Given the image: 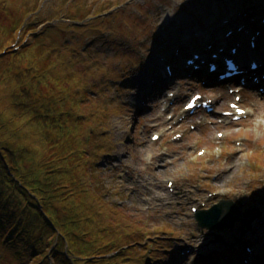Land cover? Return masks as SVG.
Here are the masks:
<instances>
[{"label": "rangeland", "instance_id": "rangeland-1", "mask_svg": "<svg viewBox=\"0 0 264 264\" xmlns=\"http://www.w3.org/2000/svg\"><path fill=\"white\" fill-rule=\"evenodd\" d=\"M168 1L173 2L171 7ZM227 1L235 0H0V26L10 28L22 18L25 21L32 18V25L20 31L22 38L32 41V33L36 32L35 36L50 40V47L60 44L62 57L71 64V69L65 66L70 73L68 77L85 82L81 90L78 87L66 90L76 95L77 116L86 114L89 118L84 126L87 127V140L92 135L89 128L99 123L92 118L95 112L101 121L103 115H107L110 134L97 138V145L90 147L97 155L95 161L99 166L97 172L102 175L101 188L107 193L105 200L112 202L123 217L121 227L119 221L105 217L96 225L101 232L95 238L103 244H113L106 257H115L112 264H155L148 257H157L162 264H208L207 261L216 260L230 244L237 243L241 245L237 250L228 249L234 264L246 261L244 254L248 253L246 249L250 245L256 252L251 257L252 264H264L262 250L256 249L264 240V218L251 222L261 209L246 210L255 204L254 193L264 198V189H261L264 187V96L252 95L253 91L260 92L258 88L241 91V105L249 115L238 123L202 112L185 113L186 119L174 124L182 115L184 103L197 91L215 100L216 111L231 109L229 102L235 100L228 87L234 88L235 84L221 81L204 84L208 77L217 79L214 74L206 75V67L194 75H182V67L193 57V51L211 58L213 51L202 44L186 53L181 49L180 52L184 51L181 62L177 61L181 56L179 50H170L171 56L164 57L159 72L150 67L153 40L170 36L175 31L189 36L179 29V19L187 21L195 16V23L196 9ZM243 1L246 0H239ZM27 14L30 15L26 17ZM216 17L217 14L210 13L207 21L194 25L192 33L198 35L197 29H206ZM190 42L197 40L192 38ZM167 65H173L175 76L170 81L160 82L162 87L154 88L158 79L163 78L158 73L167 74ZM140 74L141 78L136 77ZM189 79L192 82L189 83ZM150 89L152 92L148 96ZM139 91L149 99L143 100ZM170 93L175 96L169 97ZM150 100L155 101L156 107ZM168 115L174 118L168 120ZM218 131L225 133V137H218ZM154 133L161 136L160 140H152ZM176 133H183V138L174 140ZM105 141L110 142L106 147L110 151L108 155L103 154V149L99 150ZM200 149L208 150L202 158L198 156ZM199 177H203L204 182ZM169 179L175 182L172 186L175 192H186L188 198L168 190ZM198 181L204 188L201 192H195L192 187ZM257 189L260 192L254 191ZM209 192H218V195L208 198ZM234 196L246 224L238 222L228 235L197 226L192 207L203 208L202 203L208 207L219 198ZM178 201L187 202L184 207H178ZM135 232L140 236L135 238ZM208 232L219 234L220 242L198 251V246L207 243L213 235L205 234ZM187 246H193L197 253L183 255L181 251L187 250ZM52 259L44 254L37 260L30 259L29 264H45V260L52 263ZM0 264L22 262L0 246Z\"/></svg>", "mask_w": 264, "mask_h": 264}, {"label": "trees", "instance_id": "trees-1", "mask_svg": "<svg viewBox=\"0 0 264 264\" xmlns=\"http://www.w3.org/2000/svg\"><path fill=\"white\" fill-rule=\"evenodd\" d=\"M32 22L0 26V246L22 264L44 254L53 257L45 264H112L113 244L95 238L96 225L105 217L121 227L123 217L105 200L90 147L110 134L107 115L101 121L95 112L99 123L87 140L89 118L77 116L76 95L66 90L85 82L68 77L60 44L50 47L36 32L32 41L22 38ZM109 144L97 147L108 155Z\"/></svg>", "mask_w": 264, "mask_h": 264}, {"label": "bare ground", "instance_id": "bare-ground-1", "mask_svg": "<svg viewBox=\"0 0 264 264\" xmlns=\"http://www.w3.org/2000/svg\"><path fill=\"white\" fill-rule=\"evenodd\" d=\"M263 0H246L243 2H237V1H227L225 3H217L211 5L210 7L207 5V7L202 8V10L196 9L195 15L197 21H195V16L191 18V20H187L185 18L179 19L181 22L178 26L180 30H185V33H188L186 35H181L180 31L170 34V38L172 41H167L164 46L168 47L171 44L172 52L174 49L181 51L183 49L184 53L189 52L193 49L198 48L200 44H202V47L205 46L207 43H213V45H220L225 47V51L223 54H228L226 52L229 50V44H240L239 50L241 52L242 59H246L250 56H252L255 60H258L259 62L263 63L264 65V22H261V17L264 16V3ZM261 2V3H260ZM172 1H168V7H171ZM222 10V11H221ZM210 13L217 14L216 19L210 23V25L205 28H198V35L193 34V30H195L194 25L198 23H203L207 21V19L210 17ZM181 15V13H180ZM223 15V16H222ZM172 16V15H171ZM222 16V17H221ZM242 27L241 30H237L236 28ZM229 29L233 30V34H230V36H226L222 34L223 31H228ZM255 31H260L261 34L257 36L255 34ZM255 35L256 41L259 43L257 47L254 49H249L248 47V41H250L251 37ZM194 38L197 40V42H190V40ZM194 41V40H193ZM230 45V46H231ZM158 47H156V50ZM207 50H205L206 52ZM171 52V53H172ZM181 53V56L177 61L181 62V59L184 57ZM171 53L168 52V54L171 56ZM179 55V53H175ZM175 60V59H174ZM176 62V60H175ZM178 62V63H179ZM261 66L264 68V66ZM161 64H157L155 67V71H160ZM259 67V71H252L249 70V73L255 72L256 74L262 73L264 69ZM182 69H185L182 67ZM246 69V67H245ZM159 76H162L163 78H159L157 81L156 86L154 88H160L162 85H160V82H167L170 81L173 77L170 76H164L162 72L158 73ZM157 75V76H158ZM251 75V74H250ZM244 76H249L247 72L244 74ZM139 78V77H138ZM154 80V79H153ZM253 87H259L257 83L252 82ZM152 92V90H148V96ZM143 100H148L149 98L145 95L142 96ZM151 103H154V106L156 107L157 104H155V101H151ZM142 106V105H141ZM144 107V106H142ZM146 107V106H145ZM264 230V227H263ZM261 231V230H260ZM258 236V235H257ZM256 249L262 250V255L264 256V240L259 243V245H256ZM245 259H248L249 262L247 264H252L251 257L254 255L250 253H246ZM257 258V257H256ZM256 262V259H255ZM219 264H227V262H220ZM239 264V263H238ZM242 264H246L245 262Z\"/></svg>", "mask_w": 264, "mask_h": 264}, {"label": "water", "instance_id": "water-1", "mask_svg": "<svg viewBox=\"0 0 264 264\" xmlns=\"http://www.w3.org/2000/svg\"><path fill=\"white\" fill-rule=\"evenodd\" d=\"M238 210L235 202L226 200L215 204L210 209L200 211L196 216L200 226L222 230L242 219Z\"/></svg>", "mask_w": 264, "mask_h": 264}, {"label": "flooded vegetation", "instance_id": "flooded-vegetation-1", "mask_svg": "<svg viewBox=\"0 0 264 264\" xmlns=\"http://www.w3.org/2000/svg\"><path fill=\"white\" fill-rule=\"evenodd\" d=\"M178 204H179V205L182 204L181 201H179Z\"/></svg>", "mask_w": 264, "mask_h": 264}, {"label": "snow or ice", "instance_id": "snow-or-ice-1", "mask_svg": "<svg viewBox=\"0 0 264 264\" xmlns=\"http://www.w3.org/2000/svg\"><path fill=\"white\" fill-rule=\"evenodd\" d=\"M190 106H191V105H190ZM233 107H235V105H234Z\"/></svg>", "mask_w": 264, "mask_h": 264}]
</instances>
